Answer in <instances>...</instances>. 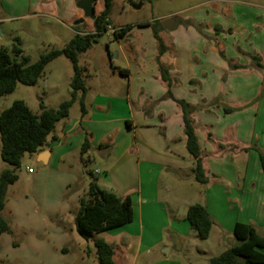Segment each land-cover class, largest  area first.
Returning <instances> with one entry per match:
<instances>
[{"label":"crops","instance_id":"0c3cea01","mask_svg":"<svg viewBox=\"0 0 264 264\" xmlns=\"http://www.w3.org/2000/svg\"><path fill=\"white\" fill-rule=\"evenodd\" d=\"M55 4L59 14L68 16L63 17L68 25L83 17L78 7L62 10L58 0H0V23L6 20L4 14H16L25 6L36 10L44 5L54 11ZM99 9L100 13L102 3ZM232 14L226 19L219 13L217 21L210 23L225 32L232 28L231 35H217L211 29L202 35L181 23L173 32H160L167 47L160 61L170 67L174 98L199 108L193 120L209 184L195 180L196 160L187 150L183 112L167 97L154 32L149 27L134 28L125 37H132L130 46L123 48L129 65H112L114 82L107 80L94 95L87 86L86 114L74 119L70 112L43 150L32 155L41 166L38 173H29L32 191H37L33 198L15 197V184L9 187L3 214L11 222L12 233L0 238V263L79 264L69 249L63 253L70 241L91 255V243L103 239L114 249L115 264H210L224 252L216 253L210 242L213 234L235 239V225L242 222L254 225L264 236V173L259 154L244 151L256 145L264 152V94L257 100L264 92V70L253 63L257 56L264 64V13H246L245 20L248 15L254 18L248 28L242 27L244 21L237 25ZM235 31L243 41L230 39L236 37ZM221 51L233 65L245 69H231ZM224 106L235 111L227 114ZM87 138L91 147L85 155L105 167L99 186L121 198L129 196L134 212L130 224L91 241L79 236L71 212L79 208L91 182L83 171V189H73L79 179L78 156ZM51 174L59 181L57 197L39 186ZM197 203L206 207L213 220L210 237L202 245L194 244L198 236L186 219L188 209ZM20 236L16 248L15 238Z\"/></svg>","mask_w":264,"mask_h":264},{"label":"trees","instance_id":"16d2710c","mask_svg":"<svg viewBox=\"0 0 264 264\" xmlns=\"http://www.w3.org/2000/svg\"><path fill=\"white\" fill-rule=\"evenodd\" d=\"M114 0H102V10L97 14L93 23V30L76 34L62 49H51L43 53L37 62L32 63L29 56L24 55L21 43L18 41L13 47V54L0 47V99L15 92L19 84L35 86L43 77L46 67L59 57H66L73 65L74 76L71 81L72 95L68 101L63 102L59 108H49L41 105V112L34 113L24 101H15L11 107L0 113V137L1 158L11 165L13 170L6 169L0 174V238L4 234H11V222L3 212L6 206L9 187L15 184L19 176L17 170L21 167L26 154L34 155L43 150L48 144L49 138L55 132L56 126L62 120L69 117L70 110L77 102L79 94L82 114H86L85 98L88 94L84 70L80 66V55L87 52L99 36L107 32L111 24L110 14L113 9ZM85 25V24H84ZM138 27H152L154 37L158 44L157 63L161 80L167 84L169 91L167 97L176 101L181 107L184 118V132L187 136V150L196 160L193 169L195 180L203 185L210 182L207 176L202 152L198 141L193 114L199 108H193L184 100H177L172 94V79L170 67L163 65L160 57L167 51L160 32L163 30L160 23H140ZM186 26L191 24L186 23ZM195 26V25H192ZM135 26H126L114 30L116 39H124ZM200 29L199 26H195ZM75 28H79L75 26ZM216 31H220L218 28ZM231 32V31H229ZM231 69H245L239 65H233L226 59L223 51L220 52ZM253 63L264 70L263 59L253 57ZM123 73L122 71H120ZM264 92L258 97L259 100ZM227 114L233 113L235 109L224 106ZM90 139L87 138L81 150V156L90 149ZM255 150L259 154L262 170L264 173V152L256 145L246 148L244 151ZM91 182L88 191L81 197L80 206L76 211H71L74 216V224L81 238L91 241L96 234L107 232L127 224L134 219L133 203L129 196L121 198L112 192L103 190L97 179L90 173ZM187 221L200 239L208 240L213 227V220L206 207L197 203L187 211ZM67 230V226L63 225ZM234 237L236 244L228 248L219 256L210 260V264H264V236H262L254 225L238 222L235 225ZM18 243H15L17 246ZM96 255L99 264H115L113 259L114 249L103 239L94 241ZM67 248L63 253H67Z\"/></svg>","mask_w":264,"mask_h":264},{"label":"rangeland","instance_id":"374dc122","mask_svg":"<svg viewBox=\"0 0 264 264\" xmlns=\"http://www.w3.org/2000/svg\"><path fill=\"white\" fill-rule=\"evenodd\" d=\"M64 1L67 2L66 6H63ZM79 1L58 0L63 7L62 10L66 9V11L68 7L71 8V11H76ZM101 3L102 0H97L95 4L96 14L100 11ZM25 8L16 14H4L3 19L6 20H2L0 23V47L7 49L9 53L13 54V47L19 41L24 55L29 56L32 63L37 62L43 53L51 49L64 48L76 36V30L80 32L81 30L83 32L93 30V21L90 19H86L85 25H79V28H75V22L80 18L71 21L68 25L63 18L68 16L59 14V7L56 4L54 11L44 5L39 6L36 10H29L28 6H25ZM240 11H245V14L249 12L264 13V0H114L113 9L110 14L111 24L107 32L99 36L97 42L87 52L80 55L79 64L84 70L85 80L88 88H91V94L94 95L97 90H100L107 80L114 82L112 65L119 67H127L129 65L127 58L124 56L123 48L130 46L132 37L118 40L114 35L115 29L129 25L138 28L137 25L140 23L162 24L163 21L169 18H176L186 28L190 27L186 26V23L191 24V26H199L200 29H197L195 26L192 27L202 35H204L205 31H210V29L217 35L223 33L231 35L232 31L234 32L232 28L225 32L219 25L211 28L210 23L212 24L217 21L216 16L218 15L219 17V13H221V17L226 19H231V15L234 13V22L240 26L244 21L242 27L248 28L249 22L254 21V18L251 17L250 19L248 15L245 20L243 18L245 14H240ZM140 28L148 29V26ZM149 28L153 30L151 26ZM218 28L220 31H216ZM236 31V37L231 36L230 39H235L239 43L243 39ZM246 39L248 40L249 36ZM73 76L74 71L71 61L66 57L57 58L46 67L44 75L37 85L25 86L19 84L14 93L1 98L0 113L11 107L15 101H24L36 114L41 112V105L54 109L59 108L63 102L71 98V81ZM79 96L81 95L79 94ZM79 100H77L70 110L72 112L71 118H80L82 114ZM1 149L0 137V174L6 169L13 170L11 165L2 160ZM78 158L79 168L77 175L79 179L76 185L73 186V189H83V171L85 172L84 177L87 181L92 178L90 173L93 174L97 181L98 179L102 181L105 178V167L102 163L94 160L90 161L87 155L78 156ZM27 167H31L36 173L41 169V166L35 162L32 155H25L21 167L17 170L19 179L15 183V186L12 187V189L15 188L17 190L15 197L23 196L25 198V196H28L33 198L32 196L37 192L32 191L33 174H29ZM95 170L101 171V173L96 174L94 173ZM56 183L59 184L57 176L51 174V176H48V179H42L39 186H43L46 191L51 190V192H47L49 196L57 197L56 195L59 194L58 188L60 187L59 185L56 187ZM13 197L9 196V199H13ZM98 235L96 234L95 236ZM230 236L232 235L226 234L223 238H220L216 234H213L210 242L211 244L213 242L216 253H222L236 244V240ZM22 239V236L15 238V243H18L16 248L19 247ZM194 244L202 245L206 243L205 240L200 239L198 236L194 240ZM90 248L94 252L91 255L88 253L90 255L88 256L84 254L83 248L77 247L73 244L72 240L67 246V249L71 251L70 254L75 255L79 264H86L87 256L90 260L88 264H99L94 243H91ZM16 264H19V262Z\"/></svg>","mask_w":264,"mask_h":264},{"label":"water","instance_id":"95a60500","mask_svg":"<svg viewBox=\"0 0 264 264\" xmlns=\"http://www.w3.org/2000/svg\"><path fill=\"white\" fill-rule=\"evenodd\" d=\"M97 0H80L77 3V7L83 11V17L75 22V26L84 24L86 19L94 21L97 17L95 12V4ZM162 28L168 31H175L180 26V21L176 18H169L162 22Z\"/></svg>","mask_w":264,"mask_h":264},{"label":"built area","instance_id":"2783aa9c","mask_svg":"<svg viewBox=\"0 0 264 264\" xmlns=\"http://www.w3.org/2000/svg\"><path fill=\"white\" fill-rule=\"evenodd\" d=\"M28 172H29V173H32V172H33V170H32V169H28Z\"/></svg>","mask_w":264,"mask_h":264}]
</instances>
